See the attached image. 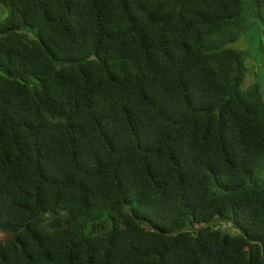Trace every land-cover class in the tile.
I'll use <instances>...</instances> for the list:
<instances>
[{
    "label": "trees",
    "instance_id": "16d2710c",
    "mask_svg": "<svg viewBox=\"0 0 264 264\" xmlns=\"http://www.w3.org/2000/svg\"><path fill=\"white\" fill-rule=\"evenodd\" d=\"M0 6V264H264V0Z\"/></svg>",
    "mask_w": 264,
    "mask_h": 264
},
{
    "label": "rangeland",
    "instance_id": "374dc122",
    "mask_svg": "<svg viewBox=\"0 0 264 264\" xmlns=\"http://www.w3.org/2000/svg\"><path fill=\"white\" fill-rule=\"evenodd\" d=\"M8 14V10L0 6V25ZM31 36L37 40L40 34L36 29ZM262 45H264V37L262 38L259 31L255 30L249 36H244L242 41L234 47H240L250 54L249 59L246 60V66L249 71L243 85L244 89H247L251 85H259L264 97V50L262 49ZM260 177L261 180H264V172ZM225 228L231 232H235L234 228L229 225H226Z\"/></svg>",
    "mask_w": 264,
    "mask_h": 264
}]
</instances>
